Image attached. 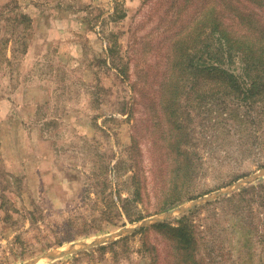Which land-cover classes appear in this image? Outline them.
<instances>
[{
  "label": "rangeland",
  "instance_id": "rangeland-1",
  "mask_svg": "<svg viewBox=\"0 0 264 264\" xmlns=\"http://www.w3.org/2000/svg\"><path fill=\"white\" fill-rule=\"evenodd\" d=\"M209 5L232 32L239 12L264 24V0H0V264L125 227H178L195 209L203 264H231L230 251L264 264V102L237 109L208 69L219 61L250 81L242 52L201 24ZM116 204L142 220L124 226ZM238 223L253 233L252 261L233 241ZM133 233L36 264H151L145 242L155 264L179 263L175 235Z\"/></svg>",
  "mask_w": 264,
  "mask_h": 264
},
{
  "label": "trees",
  "instance_id": "trees-1",
  "mask_svg": "<svg viewBox=\"0 0 264 264\" xmlns=\"http://www.w3.org/2000/svg\"><path fill=\"white\" fill-rule=\"evenodd\" d=\"M225 10V8H224ZM224 10L218 6L209 5L204 10L203 15L199 18L201 20V24L204 26L210 25L213 27V31H218L221 35L220 37L224 40L225 44H228L227 46L231 49L239 50L243 54V60L245 63V70L249 77L248 85L245 87L243 83L240 82L238 77L231 74L229 71H226L225 69H222L219 66H211L208 67V69H212L218 73H221L222 80L227 84V87L232 90L236 94V98L240 100V103H236L237 109L239 108H249L248 106L252 105L253 107L256 105H260L261 102H264V24L261 22L260 16L257 14H246L243 12H239L236 16L238 18V23L242 25L241 31L233 30L230 31L227 27H222L225 22H223L224 17ZM197 29H195L196 31ZM183 57L176 55L174 58L173 67H179L183 65ZM220 65H223L222 62H220ZM253 68L255 70V73L252 75L251 71L253 72ZM175 72V71H174ZM173 72V73H174ZM174 75V74H173ZM171 84L169 83L167 86V89H170ZM165 104V103H164ZM173 116L175 113L170 112ZM177 119L173 120V123H177L178 119L181 118L179 116H176ZM254 118V117H253ZM257 120V121H254ZM260 121H262V118L259 119V117L252 119V124L256 127H262ZM257 134V133H256ZM260 135H256V139L258 140ZM193 167V164L189 165L187 167V171H191ZM262 181V180H261ZM255 186L249 185L247 187L242 188L241 190L234 192L230 195H227L219 200L217 202L221 201H235L237 197H240L239 199H245V195L248 193V188ZM139 193V188H136L135 193ZM127 201V200H126ZM128 205L131 200L128 199ZM216 202V203H217ZM214 203V202H212ZM209 203L208 205L212 204ZM207 206V205H206ZM116 210L117 215L123 220L124 226L126 222L135 223L138 221H141V217L134 218L131 216L129 211L127 210V205L119 206L116 204ZM197 209L190 211V214H185L181 218V222L179 223L178 227H173L172 223L170 222H160L158 224L153 225L152 227H142L140 230L135 231V233L132 234V236H136L138 233H144L146 231H149V229H165L169 233L175 235V238L178 243V249H180V258L178 264H203V259L200 257L201 254L198 251V242L202 239V236H199V233L197 234V231L193 229L190 215L191 213H194ZM240 223L235 224L234 227V237L233 241L240 246H243L245 253L247 254V257L245 260L252 261V244H253V233L245 229L244 227H241L240 229ZM242 231V236H239V232ZM129 237H123L120 240L110 242L108 245H103L98 247V250H107V248H113L115 245H118L119 243L126 241ZM63 242L60 241L59 244H62ZM199 247L201 246L200 243ZM144 248L147 251H150L152 254V263L155 264V258L156 254L153 252L154 247H150L145 244H143ZM241 248V249H242ZM198 251V252H197ZM240 252L233 255L232 251L229 252V263L236 264L235 262L239 259H242L243 257L240 256ZM154 258V261H153ZM218 258H222L218 257Z\"/></svg>",
  "mask_w": 264,
  "mask_h": 264
},
{
  "label": "water",
  "instance_id": "water-1",
  "mask_svg": "<svg viewBox=\"0 0 264 264\" xmlns=\"http://www.w3.org/2000/svg\"><path fill=\"white\" fill-rule=\"evenodd\" d=\"M264 172V171H263ZM257 175H259V174H256V175H254L253 177H257ZM243 183H249L250 182V180H249V178L247 179H244V181H242ZM242 182H240V183H238L239 185L240 184H242ZM237 184V185H238ZM238 185V186H239ZM239 189V188H238ZM233 192H234V190H233ZM228 194H230V192H226V193H217V195L215 196L216 198L217 197H221V196H224V195H228ZM142 228V227H141ZM138 228H128V227H125L124 229H122L120 232H118V233H116V234H114V235H112V236H110V237H104V238H102V239H99V240H94V241H92L91 243H86V244H84L82 247H80V248H73V249H71V250H68V252H65V253H59L58 255H60V256H58V257H62V256H64V255H66V254H71V253H75V252H78V251H81V250H85V249H89V248H92V247H95V246H98V245H100V244H105V243H110V242H113V241H116V239H119V238H121V237H123L124 235H126V234H129V233H133L134 231H136ZM113 238V239H112ZM55 252L56 251H51V252H49V253H47V254H45L44 256H42L41 258H43V257H46V256H50V257H56V255H55ZM58 257H56V258H58ZM41 258H37V259H34V260H32V261H29V262H27V263H25V264H35V262H38Z\"/></svg>",
  "mask_w": 264,
  "mask_h": 264
},
{
  "label": "bare ground",
  "instance_id": "bare-ground-1",
  "mask_svg": "<svg viewBox=\"0 0 264 264\" xmlns=\"http://www.w3.org/2000/svg\"><path fill=\"white\" fill-rule=\"evenodd\" d=\"M86 243H88V242H82V243H79L78 245H76V246H71V247H64L63 249H61L60 251H56L55 252V254H59V253H65V252H68V250H71V249H73V248H80V247H82L84 244H86ZM50 257V256H49ZM42 259V258H41ZM40 259V260H41ZM35 264H36V262H35Z\"/></svg>",
  "mask_w": 264,
  "mask_h": 264
}]
</instances>
